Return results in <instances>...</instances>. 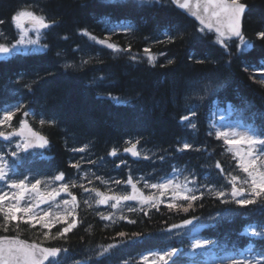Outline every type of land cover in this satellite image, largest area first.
I'll list each match as a JSON object with an SVG mask.
<instances>
[{"label": "trees", "instance_id": "obj_1", "mask_svg": "<svg viewBox=\"0 0 264 264\" xmlns=\"http://www.w3.org/2000/svg\"><path fill=\"white\" fill-rule=\"evenodd\" d=\"M243 2L248 5L243 32L251 46L238 51L239 41H230L229 56L215 43V35L208 31L198 33L200 26L170 0H0V43L17 40L19 32L12 16L20 9H30L44 14L49 22L56 21L41 34L46 49L0 55V108L23 104L24 109L16 113L12 126L27 111L26 118L32 126L50 141L43 151L21 155L20 162L12 163L15 172L20 176L48 178L63 172L69 182H76L77 187L70 191L80 201L76 212L80 223L64 239L43 240L39 225L35 229L21 225L19 232L0 229V235H16L67 249L61 253L59 264L74 258L82 264H132L135 260L138 264L136 256L143 252L177 245L185 248L184 234L173 236L174 230L169 228L182 219L197 217L193 224L198 225V234L217 242L225 251L247 244L264 250V238L249 236L244 231L248 225H264V199L240 208L207 194L209 187L230 192L227 173L244 177L236 157L227 151L223 139L216 138L213 111L230 110L248 128L254 125L255 129H264V84L260 83L264 74L259 71L264 67V39L257 37L258 32L264 31V0ZM110 23L127 28L108 31ZM83 30L90 35H83ZM180 32L186 34L183 40L167 42L166 34ZM105 34L120 49L130 48V52H113L90 38H102ZM145 48L157 57L155 66L148 63ZM130 56L138 59L133 61ZM169 58L174 64L161 67ZM198 59L205 62L196 63ZM85 60L89 63H82ZM66 63L74 66L65 68ZM209 84L211 87L205 93ZM189 108L196 114L191 116L190 123L182 122L181 117L189 115ZM41 119L55 123L41 126ZM126 141H139L140 156L124 152L125 147L131 146ZM184 141L191 142L194 148L177 151ZM85 145L88 147L84 152L74 151ZM113 148L118 153L115 157L108 155ZM76 162L80 169L71 167ZM217 162L223 173L215 167ZM138 174L143 179L133 182L146 196H159V190L145 188V181L158 183L172 174L181 181L185 176L189 181L195 179L196 183L189 187L205 195L189 213L169 210L165 206L169 200L166 195L161 198L165 203L159 205V211L147 209L149 216L139 211V202H126L116 216L126 215L137 221L134 224L127 220L114 224L103 221L83 204L90 194L83 192L80 183L109 195L128 193L130 185L123 182ZM85 175L92 179V184L81 180ZM95 176L109 184H102ZM115 180L122 183L117 185ZM127 207L138 211L129 213ZM111 211L106 206L101 212ZM64 226L57 224L52 234ZM89 226L90 231H86ZM121 231L128 237L133 233L142 235L125 239L116 235ZM109 244L117 247L98 256Z\"/></svg>", "mask_w": 264, "mask_h": 264}, {"label": "snow or ice", "instance_id": "obj_2", "mask_svg": "<svg viewBox=\"0 0 264 264\" xmlns=\"http://www.w3.org/2000/svg\"><path fill=\"white\" fill-rule=\"evenodd\" d=\"M171 3L178 6L181 9L188 10L192 16H194L201 25L196 31L198 33L215 32V43L219 44L225 52L231 56L230 41L235 38L239 41L236 44L238 51L247 49L251 46L250 42L245 38L242 30L243 18L248 10V5L243 0H171ZM12 22L19 32V37L15 43L10 46L5 43H0V55H12L22 49H27L29 46H38L39 50L46 49L47 44L41 43V34L43 30L50 28L56 23L55 20L49 22L44 14H37L36 11L30 9H20L12 16ZM3 23V21H0ZM28 27H25V25ZM29 32L35 33V38L29 36ZM83 35L89 36L90 34L83 30ZM167 42L172 43L176 40H183L185 33L180 32L175 35L166 34ZM257 37L264 39V31L257 33ZM96 40L97 43L105 45L113 52L129 51V49H120L116 44L109 43L107 39L97 40L95 36L90 37ZM160 43V41H157ZM144 53L147 54V61L150 65L155 66L157 57L153 55L149 48H145ZM57 55H60L59 53ZM161 56L164 53H160ZM130 59L135 61L138 58L136 56H130ZM191 59V57H190ZM174 60L169 58L166 61V65L161 67L171 66L174 64ZM204 60H196V63H204ZM82 63L87 64L89 61L85 60ZM74 65L65 64V68H72ZM247 70V69H246ZM259 71L264 74V67H261ZM37 79L39 74L37 73ZM261 84H264V78L260 80ZM25 87L31 90L30 85L25 84ZM211 85L205 86V93ZM203 99V97H200ZM24 109L23 104H17L15 106H7L0 108V126L7 125L12 128V120L17 112ZM189 115L181 117V121H188L190 123L191 116H194L195 110L193 108L187 109ZM23 115L27 117L29 113L23 111ZM54 120H39L41 126L48 124L53 125ZM192 128H195V124H191ZM254 129V130H250ZM211 135V133H210ZM217 139H223L225 145L228 146L227 151L233 152L237 158V167L244 173V177L227 173V184L231 185L230 192L225 189L217 190L213 187L207 189V194L214 195L216 199H219L221 203H234L240 208H246L249 205L257 203L258 199H264V129H255L254 125L249 128H230L226 130H217ZM12 137H20L21 142L16 143L15 150L10 153L0 154V181L7 184V188L13 190L11 192H0V229L4 232L10 230H16L19 232L21 225H27L30 229H35L37 225L42 230L40 235L43 240L50 239H64L67 234L77 228L80 220L77 217V209L79 208L80 201L77 196L70 191V188L77 187L76 182H63L65 175L63 172L56 174L53 177H49L47 180L35 179L34 182L29 180L27 175L22 178H13L15 175V167L9 160L6 159V155H10L13 158H19L21 152H28L32 148H44L48 144L47 138L38 131H34L27 123L26 120H20L19 128H14L12 131H0V138L8 141ZM130 143V147H125L124 152L131 153L132 156H140V152L137 150L139 141ZM246 145V149L241 152L240 147ZM88 145L81 148L74 149L77 152H84ZM194 146L189 141H184L177 151H187L193 149ZM196 151L201 149L196 148ZM116 148H113L108 155L117 156ZM149 159L148 156L144 157ZM163 159V157H161ZM90 163H93L90 161ZM123 163V161H121ZM119 167L120 165H116ZM71 167L80 169V163L76 162ZM215 167L220 169L223 173V168L219 162ZM175 171V170H174ZM94 175V174H93ZM87 179L88 184H92L93 181L87 175L82 176L81 180ZM96 180H100L102 184H107L108 181L103 180L100 176H95ZM55 182H61L57 187H52L51 184ZM113 183L119 185L122 183L120 180H115ZM127 185L131 186L132 191L130 193H118L112 192L110 195L106 192L100 191L96 187H85L83 183L79 184V187L85 193H89V198L83 200V204L88 208H92L91 194L95 195V205L99 207L101 205H108L113 210L107 214L97 212L96 214L103 221H111L113 224L118 220H127L128 223H137L136 220L129 219L126 215L116 216V212L123 211L126 202L138 201L140 204L139 211L145 216H149L150 212L147 209H155L159 211V205L165 203L162 197L167 193H171L168 202L165 206L169 210L176 212L189 213L194 209L195 203L203 198L205 192H200L197 189L189 187L190 183H196L195 179L189 181L187 176L181 182L178 178L165 179L161 183L148 184L145 181L144 187L159 190V196L144 195L138 188L137 184L133 182L130 177L127 181H124ZM43 186V189L42 187ZM111 191V190H109ZM65 193L71 199H63L60 203L55 205L53 210L51 205L57 201V198ZM231 197L229 200L228 197ZM42 205H49L47 208H42ZM138 209L135 207H127V212L135 213ZM68 217H72L71 220ZM197 217L189 219H182L181 223H174L170 226L169 231L186 229L192 225ZM57 224H63L55 234H52V229ZM106 227L109 225H105ZM91 226L86 231H90ZM180 233L177 232V235ZM252 237L264 238V228L250 227L247 233ZM118 237L125 239L139 238L141 233H133L131 237L121 231L116 234ZM215 241L207 238L193 237L190 241V250L187 253H183L190 258L188 264H202L197 260V256L205 257L208 255V250L215 245ZM117 247L115 244H109L103 247L102 250L97 253L98 256H104L108 254L113 248ZM68 250L59 247H44L42 243L32 242L29 243L25 240L19 239L16 236H0V264H59V257L61 253H66ZM254 253L247 258H222L218 261V264H264V250L256 251L255 247H249L244 249L240 255L243 256V252ZM182 255L180 250L176 247H170L167 250L152 251L140 257L143 264H178V256ZM151 257V259H149ZM76 264H80L79 261Z\"/></svg>", "mask_w": 264, "mask_h": 264}, {"label": "rangeland", "instance_id": "obj_3", "mask_svg": "<svg viewBox=\"0 0 264 264\" xmlns=\"http://www.w3.org/2000/svg\"><path fill=\"white\" fill-rule=\"evenodd\" d=\"M142 1H147V0H142ZM25 27H28V25L26 24L25 25ZM119 28H121V25H119V24H111V25H108L107 26V29L108 30H110V31H112V30H114V29H119ZM29 36L31 37V38H35V33L34 32H29ZM18 37H19V34H18ZM18 37H17V39H18ZM97 40H100V39H97ZM96 42V41H95ZM15 43V42H14ZM7 45H11V44H13V43H9V42H7L6 43ZM38 48V46H29L27 49H22V50H19L20 52H27V51H29V50H34V49H37ZM231 114V111H229V110H226V111H222L221 109H216V110H214L213 111V113H212V116H211V119H212V122H213V124H214V126H215V128L217 129V130H226V129H230V128H240V129H245V128H247V127H245L244 125H242V124H240L238 121H236V120H233V119H230L229 118V115ZM2 115V114H1ZM0 131H5V132H8V126L7 125H5L4 127H2L1 129H0ZM1 140H2V145L4 146V148L6 149V151H7V153H10L11 151H13V150H15V145H16V143H18V142H21V139H19V138H14V137H12L10 140H8V141H6V140H4V139H2V138H0ZM240 147V151L241 152H243L245 149H246V145H242V146H239ZM233 153V152H232ZM19 156H20V154H19ZM17 159V158H16ZM143 179V177L140 175V174H138L137 175V177H135V178H133L132 180L133 181H139V180H142ZM166 179H174L173 177H168V178H166ZM29 180L30 181H33L34 182V180L35 179H30L29 178ZM42 180H46V179H42ZM1 182H3V181H1ZM163 182V181H162ZM5 183V182H4ZM6 184V183H5ZM107 184H109V182L107 183ZM51 186L52 187H57V186H55V185H53V183L51 184ZM43 187V186H42ZM122 190H124V188H122ZM11 191H13V190H10V189H8V188H6L5 190H3V191H1V189H0V192H11ZM132 191V189H131V187H130V189H129V192L128 193H130ZM64 199V197H62L61 195L57 198V201H55L52 205H51V207H52V209L53 210H56L55 209V205L57 204V203H60L62 200ZM93 199V197L91 198V200ZM96 199V198H95ZM95 199H94V203H95ZM101 206H106V205H101ZM47 207H49V206H47ZM47 207H44V208H47ZM191 226V225H190ZM197 228V227H196ZM250 228V227H249ZM249 228H248V230H249ZM190 230V232L192 231L193 232V230H195V227H187L186 229H181V230H175L174 232H173V234H177V232H179L180 234H182V233H185V232H187V231H189ZM179 234V235H180ZM193 237H198V238H203V237H199V236H194L193 235V233H190V236H189V238H188V240L189 241H191V239L193 238ZM179 249V248H178ZM190 250V248L189 249H187L186 251H185V253H187L188 251ZM241 253V252H240ZM144 255H146V254H144ZM251 255H254L253 253H247V252H244L243 253V256H241L239 253H221V254H219V255H216L215 253H214V250H213V248L211 247L209 250H208V255L207 256H205V257H201V256H197V258L196 259H198V260H201V262H202V264H218V261L220 260V259H222V258H227V257H232V258H247V257H249V256H251ZM141 256H143V255H141ZM149 259H151V257L149 258ZM70 264H76V262L75 261H72V262H70ZM184 264H188V263H184Z\"/></svg>", "mask_w": 264, "mask_h": 264}, {"label": "water", "instance_id": "obj_4", "mask_svg": "<svg viewBox=\"0 0 264 264\" xmlns=\"http://www.w3.org/2000/svg\"><path fill=\"white\" fill-rule=\"evenodd\" d=\"M195 3V0H193V4ZM178 7V6H177ZM181 9V8H180ZM184 13H185V15L186 16H188L189 18H191L193 21H195L197 24H199V21L194 17V16H192L191 15V13L188 11V10H186V9H181ZM200 25V24H199ZM213 33L215 34V32L213 31ZM216 35V34H215ZM233 39H235V38H233ZM108 40V39H107ZM108 42H109V40H108ZM28 123V122H27ZM28 125L30 126V124L28 123ZM31 127V126H30ZM35 131V130H34ZM48 145V144H47ZM47 145H46V147H47ZM45 148V147H44ZM44 148H32V149H44ZM31 150V149H30ZM2 236H9V237H13V236H11V235H2ZM19 239H22V240H25V241H27V242H29V243H32L31 241H29V240H27V239H24V238H20V237H18ZM44 247H46V246H44Z\"/></svg>", "mask_w": 264, "mask_h": 264}]
</instances>
